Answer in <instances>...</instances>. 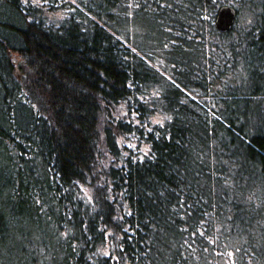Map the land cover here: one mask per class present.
<instances>
[{"label":"trees","instance_id":"obj_1","mask_svg":"<svg viewBox=\"0 0 264 264\" xmlns=\"http://www.w3.org/2000/svg\"><path fill=\"white\" fill-rule=\"evenodd\" d=\"M0 264H264V0H0Z\"/></svg>","mask_w":264,"mask_h":264},{"label":"water","instance_id":"obj_2","mask_svg":"<svg viewBox=\"0 0 264 264\" xmlns=\"http://www.w3.org/2000/svg\"><path fill=\"white\" fill-rule=\"evenodd\" d=\"M236 19V10L232 6H222L216 16V26L219 30L228 32Z\"/></svg>","mask_w":264,"mask_h":264},{"label":"rangeland","instance_id":"obj_3","mask_svg":"<svg viewBox=\"0 0 264 264\" xmlns=\"http://www.w3.org/2000/svg\"><path fill=\"white\" fill-rule=\"evenodd\" d=\"M145 23V22H144ZM143 23V24H144ZM120 112L121 113H126L127 112V105H125V104H122L121 106H120ZM160 120H162V117H160L159 115H156V116H154L150 121H152L153 123H155V122H157V121H160ZM128 142H130V140H128ZM136 142V144L138 143L137 141H135ZM134 147V146H133ZM142 147H143V145L139 148V150L140 149H142Z\"/></svg>","mask_w":264,"mask_h":264},{"label":"snow or ice","instance_id":"obj_4","mask_svg":"<svg viewBox=\"0 0 264 264\" xmlns=\"http://www.w3.org/2000/svg\"><path fill=\"white\" fill-rule=\"evenodd\" d=\"M26 2H27V0H26ZM130 147H132V145H129ZM131 213H129V215H130ZM122 247V246H121ZM103 255H105V256H107V257H109L110 259L112 258V255H111V253L110 252H104L103 253ZM116 260H119L120 258L119 257H116L115 258Z\"/></svg>","mask_w":264,"mask_h":264}]
</instances>
